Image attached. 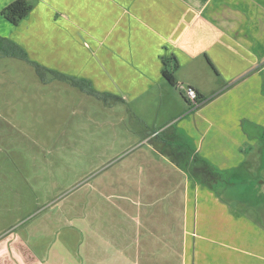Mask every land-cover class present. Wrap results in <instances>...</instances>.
<instances>
[{
    "label": "crops",
    "instance_id": "obj_1",
    "mask_svg": "<svg viewBox=\"0 0 264 264\" xmlns=\"http://www.w3.org/2000/svg\"><path fill=\"white\" fill-rule=\"evenodd\" d=\"M13 1L0 0V13ZM26 1L33 8L18 25L0 14V36L45 68L120 97L110 110L137 126L139 143L122 169L70 207L80 241L68 251L74 264H264V223L234 203L232 188L228 197L197 183L150 142L161 132L178 157L222 172L258 165L264 0ZM171 57L172 82L162 73ZM179 85L205 101L191 111ZM7 231L0 229V264H49L31 230Z\"/></svg>",
    "mask_w": 264,
    "mask_h": 264
},
{
    "label": "rangeland",
    "instance_id": "obj_2",
    "mask_svg": "<svg viewBox=\"0 0 264 264\" xmlns=\"http://www.w3.org/2000/svg\"><path fill=\"white\" fill-rule=\"evenodd\" d=\"M51 78L46 74L42 82L26 62L0 59V229L22 235L29 229L41 261L74 264L75 254L68 251L74 252L80 241L70 207L122 169L127 150L139 140L133 132L136 124L123 123L122 113L111 111L112 105ZM256 155L258 165L236 173L241 180L235 181L231 194L239 197L233 198L236 205L262 219L249 206L259 204L255 197L264 193V185L257 183L264 172L257 171L264 166V151ZM155 186L161 187L159 182ZM221 194L232 197L224 190Z\"/></svg>",
    "mask_w": 264,
    "mask_h": 264
},
{
    "label": "trees",
    "instance_id": "obj_3",
    "mask_svg": "<svg viewBox=\"0 0 264 264\" xmlns=\"http://www.w3.org/2000/svg\"><path fill=\"white\" fill-rule=\"evenodd\" d=\"M32 8L33 5L29 1L15 0L2 9L1 16L8 23L16 26L24 18L27 17V15L30 13ZM4 58L18 59L26 62L35 69L37 76L42 82L47 81L46 74H48L51 75L52 77L51 80L54 79L62 82H67L71 86L78 88L82 93L88 96H92L106 105H113L123 101L118 96L109 93H100L96 91L93 88L90 81L86 79L67 76L57 71L45 68L44 66L38 64L37 62L32 61L28 57L27 52L19 44L13 42L8 38L0 36V59H4ZM176 69H177V62L174 57H171L170 59L167 60H163L162 73L168 81L172 82V76ZM236 82L237 80L232 82L230 85L235 84ZM204 101L205 99L197 93L196 103L202 104ZM187 103L189 104V107L192 109L191 111L196 109V108L193 109L194 106L190 104L188 101ZM164 137L165 135L163 133L157 132V134H155V136L150 141L152 146L161 154L168 157L170 161H172V163H174L177 167L188 173L189 176L193 178L197 183L207 186L212 190H218L221 187L222 189H230L232 186H234L235 183L231 184L230 181H232V179L230 178H233L235 180L236 177H234L235 175L233 174L236 173L239 174L240 170L237 172H233V171L222 172L217 170L213 165L208 163L206 160L200 159L197 156H194L190 161L188 160L190 157L189 155L182 154L180 157H178L177 155L179 153H175L174 151L172 153L171 151V147L172 145H174L173 142L170 139H165ZM262 151H264V146H262L261 148L260 151L261 154ZM259 170L260 172L264 170V166L257 169L258 172ZM242 171H244V169ZM260 176L261 179L258 178L257 183L258 185H264V172L260 173ZM236 180L239 179L236 178ZM253 196L255 197L256 195L254 194ZM255 198H257V200L260 199L259 200L260 203L262 205L264 204V193L259 198L258 197Z\"/></svg>",
    "mask_w": 264,
    "mask_h": 264
},
{
    "label": "built area",
    "instance_id": "obj_4",
    "mask_svg": "<svg viewBox=\"0 0 264 264\" xmlns=\"http://www.w3.org/2000/svg\"><path fill=\"white\" fill-rule=\"evenodd\" d=\"M178 89L181 92V94L184 96V98L190 104H192L194 106L193 109L197 108V107H199L201 105V103H196L197 93L192 87L185 86V85H179Z\"/></svg>",
    "mask_w": 264,
    "mask_h": 264
},
{
    "label": "flooded vegetation",
    "instance_id": "obj_5",
    "mask_svg": "<svg viewBox=\"0 0 264 264\" xmlns=\"http://www.w3.org/2000/svg\"><path fill=\"white\" fill-rule=\"evenodd\" d=\"M227 190L228 189H225L224 192L225 191L227 192ZM249 206H250V208L255 210L259 216H261L262 219H260V220L263 223L264 222V204L262 205L260 202H259V204L251 203Z\"/></svg>",
    "mask_w": 264,
    "mask_h": 264
}]
</instances>
